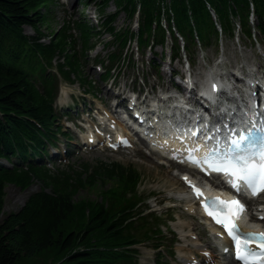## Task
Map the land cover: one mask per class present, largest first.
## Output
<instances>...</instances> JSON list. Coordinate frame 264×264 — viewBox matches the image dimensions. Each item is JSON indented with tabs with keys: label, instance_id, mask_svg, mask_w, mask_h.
<instances>
[{
	"label": "trees",
	"instance_id": "1",
	"mask_svg": "<svg viewBox=\"0 0 264 264\" xmlns=\"http://www.w3.org/2000/svg\"><path fill=\"white\" fill-rule=\"evenodd\" d=\"M107 1L96 0L101 5ZM158 1L115 0L128 17L136 4L140 5L141 45L147 44L155 29V34L162 35L160 15L169 22L172 18L186 41L193 42V31L201 40H207L217 32L208 5L225 33H232L238 24L249 35L250 7L264 33V0ZM53 6L54 0H0V159L12 164L0 163V264H17L49 251L54 264H132L128 257L131 253L120 249L135 242V200L113 211L109 199L108 206L101 203L92 207L88 201L78 202L74 197L80 189L99 180H117L123 191L129 186L134 188L140 174L119 162H101L91 173L89 164L84 163L82 171L60 175L33 162L43 145V135L55 123L51 101L58 77L50 69H57L66 80L72 75L84 80L76 49L78 39L70 29L78 30L82 46L88 44L93 32L87 22L78 20L51 28ZM115 18L116 13L104 18V26L113 33L109 24ZM25 26H31L35 34H26ZM43 27L50 28L47 42L42 41L46 34L41 31ZM130 34L129 30L117 31L115 39H123V44ZM54 60L58 62L54 64ZM18 155L24 161L20 166L12 159ZM34 181L40 183V188L18 210L1 216L5 185L13 183L26 189Z\"/></svg>",
	"mask_w": 264,
	"mask_h": 264
},
{
	"label": "rangeland",
	"instance_id": "2",
	"mask_svg": "<svg viewBox=\"0 0 264 264\" xmlns=\"http://www.w3.org/2000/svg\"><path fill=\"white\" fill-rule=\"evenodd\" d=\"M65 2V4L61 5L58 2V5L55 7V12L52 13L53 23L51 25V28L57 29L59 26H61L65 19L70 18L72 16V19H78V20H86L89 22L95 23L94 17L92 16V13H99L98 11V4L91 2L90 4L83 6L79 0H61ZM112 1V0H110ZM114 7V4L112 2H108L106 9L112 10ZM118 26L125 25L127 23L126 17L122 14L116 21ZM250 24L253 28H255L256 21L255 19L250 21ZM24 30L27 34H35V30L31 26H25ZM42 32L48 33L50 31L49 27H43ZM100 38L95 40H101L102 37H107L108 35L103 36L101 34L99 36ZM106 38V39H107ZM253 38V37H252ZM252 38H248L247 36L243 37L239 41H236V37L233 39L227 38L224 35H222V39L219 41L216 38H212V42L210 43V46L206 50L207 54L216 56L217 47L225 46L228 50V52H232L234 49L240 48V45L244 42L249 44L252 40ZM257 38V36H256ZM47 39V38H46ZM103 39V40H104ZM235 39V40H234ZM102 40V41H103ZM236 41V42H235ZM133 51L135 54V58L132 61L135 63L134 65H131L129 63V59L127 56V60L124 61L122 64V73H120V76L118 77V80H122L124 77V73L129 74H141L142 70L146 66L145 61L141 62L142 58L140 56V53H136L135 46L133 45ZM108 49L112 50V45L108 46ZM154 51L157 53L161 52V46L157 45L154 48ZM166 51V49H165ZM108 52V51H107ZM105 52V54L107 53ZM148 50L145 54V57H147ZM197 52H195L196 54ZM93 52L90 53L92 55ZM102 54V53H101ZM104 54V55H105ZM122 60V59H121ZM121 62V61H120ZM119 62V63H120ZM92 63L90 59H88L87 64H85V67H83V75L87 76L89 79H97L95 68H93ZM163 68H167L168 66L164 63ZM92 68V69H91ZM94 69V70H93ZM69 85V86H68ZM65 87L68 92H74L78 93L83 90L81 84L78 81H75L73 84H64L62 88ZM87 88V85H86ZM64 97H66L64 95ZM82 102L79 101V105H81ZM58 124H63L60 120H58ZM67 129V127H65ZM62 137L58 143L59 148H62L64 146L65 140ZM57 143V144H58ZM68 149L76 150V147L71 143L70 145H67ZM55 147H50L51 153H54ZM148 155L146 154H134L132 150H124L119 152H111L109 150H102V149H96L94 151H89L87 153H75L70 159L64 158L61 162L60 160H57V163H69L72 164V166L75 169H81L83 163H88L91 165V170L94 169V166L99 165L100 162H120L121 164L125 166H131L135 168L140 173V178L138 179V183L136 184L135 188L132 190V186L126 187L125 191H123L121 188V183L117 180H107V181H97L95 185H88L87 187H84L79 190V192L75 195V200L78 202H81V200H85L87 203L93 204V206H98L99 204H103L104 206H108V203L106 202L107 199H109V204L114 205L113 211H116L119 206H121L125 202L131 201L129 198H132L130 195L131 191H134L136 189L137 193L134 195L137 199H140L143 197L146 202L147 206L151 207V209H155L157 213H161V215L168 214V211H166L165 207L162 206L160 208L159 202L160 200H163V196L165 195L164 191L166 190V186H163L164 178V166L160 165L158 163L152 162V160L148 159ZM148 164H158V168L150 169L148 168ZM60 168L64 167L65 165H58ZM159 171V172H158ZM158 174H161L159 176ZM40 188V183L38 181H34L28 188L21 189L17 185L13 183H8L5 185V199H4V207L3 211L1 213V216H5L7 213L11 211L18 210L24 201L27 199V197L37 191ZM129 197V198H128ZM140 197V198H139ZM86 214H89V209H85ZM172 224V222H171ZM178 223H173V228L178 231ZM138 247L139 252L136 258L140 262V264H149L152 263V259L155 257L156 252L152 250V248L147 243H141L136 245ZM167 247V245H166ZM53 255L51 251L48 253L42 252L41 254L37 255L34 259H26L21 262H17V264H54V261H52ZM58 264V263H57Z\"/></svg>",
	"mask_w": 264,
	"mask_h": 264
},
{
	"label": "snow or ice",
	"instance_id": "3",
	"mask_svg": "<svg viewBox=\"0 0 264 264\" xmlns=\"http://www.w3.org/2000/svg\"><path fill=\"white\" fill-rule=\"evenodd\" d=\"M230 132L236 133V130L230 129ZM192 162L197 163L195 159ZM203 162L211 171L230 176L228 183L238 193L240 187L237 182L241 181L252 196L258 195L264 191V126L257 127L253 123L248 131L236 133V138L229 136L223 152L218 146L209 148ZM194 190L197 195H202L199 189ZM217 206L227 209L223 217L213 211H208L207 214L224 227L233 241L236 259L243 264H264V233H240L234 223L245 211V206L238 199L225 202L217 198L206 205V210ZM252 242L257 243V249L249 246Z\"/></svg>",
	"mask_w": 264,
	"mask_h": 264
},
{
	"label": "bare ground",
	"instance_id": "4",
	"mask_svg": "<svg viewBox=\"0 0 264 264\" xmlns=\"http://www.w3.org/2000/svg\"><path fill=\"white\" fill-rule=\"evenodd\" d=\"M165 1H167V2H169V0H165ZM102 40H103V38H101ZM109 45H112L110 42H109ZM244 59L246 60V61H249V59H250V57L248 56V55H245L244 56ZM108 115V114H107ZM85 141L87 140V141H90V142H92V139L91 138H89V136L88 135H85ZM92 145V144H91ZM93 146V145H92ZM149 160L151 159L152 160V162H154V160H153V157L152 156H150V158H148ZM148 166V168H149V170L150 169H154V168H158V166L156 165V164H153V165H151V164H148L147 165ZM167 169L168 168H164V171L165 172H167ZM159 172V171H158ZM167 183L169 184H171L172 185V182L171 181H174V173L173 172H170V175H168L167 174ZM185 193V192H184ZM189 205L191 206V207H194L193 206V204L192 203H189ZM205 219V221L207 222V218H204ZM190 234H191V232H190ZM185 238H188L189 240H191L190 242H192L193 243V238L191 237V235H189V234H186V233H183L182 234ZM194 244V243H193ZM188 247V246H187ZM195 247H196V245L194 244V246L192 247V251H194L195 250ZM201 251H202V249H201ZM212 256H214V254L212 253ZM220 257V256H219ZM191 255H189V260H191V261H197L195 258H196V255L195 256H193L191 259ZM224 263H226V262H229V258L225 255L224 256ZM178 260L180 261V263L181 264H187L186 262V256L185 255H178ZM227 260V261H226Z\"/></svg>",
	"mask_w": 264,
	"mask_h": 264
}]
</instances>
